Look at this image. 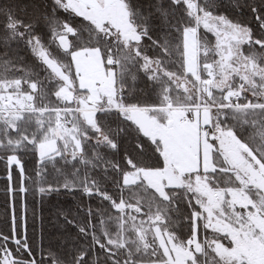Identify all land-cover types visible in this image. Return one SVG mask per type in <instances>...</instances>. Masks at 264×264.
Segmentation results:
<instances>
[{"label":"trees","instance_id":"1","mask_svg":"<svg viewBox=\"0 0 264 264\" xmlns=\"http://www.w3.org/2000/svg\"><path fill=\"white\" fill-rule=\"evenodd\" d=\"M121 1L141 35L138 53L155 58L161 52L153 41L167 39L171 56H165L164 68L171 76L187 79L194 86L195 78L186 71L184 34L196 31L199 49H207L211 54L216 44L212 35L197 27L186 0ZM197 7L245 30L247 41L240 43V52L252 66L264 68V0H197ZM65 27L75 29L68 37L70 50L66 52L56 40ZM32 39L67 69L71 53L81 50H98L104 63L111 58L123 109H131L133 105L135 109L197 106L196 97L180 82L174 84L168 75L161 74L159 80L151 82L138 73L140 78L134 82L126 69L131 66L130 61L139 68L142 59L117 41L103 37L56 0H0V82L20 79L23 91L35 96L33 112L18 114L23 115L17 124L19 131H3L8 125L0 123V264L7 257L11 264H113L110 253H115V259L121 262L129 258L135 264L156 262L157 258L152 254L149 257L140 247L130 228L132 222L114 211L104 194L119 202L120 173L115 164L119 162L125 168L126 153H131L140 167L164 169L158 145L128 120L124 111L97 108L95 120L99 132L112 140L118 139V153L107 141H99L97 132L84 129L88 137L81 139L79 152L61 145L53 156L41 158L39 144L46 132L44 123L50 122L46 118L49 116L52 121L57 116L54 110L61 108L57 107L60 105L54 95L58 82L35 56L28 44ZM209 58L199 57V71ZM33 81L40 87L39 92H31L29 85ZM237 81L236 78L224 91L235 94L233 104L227 105L221 98L216 105L209 101L211 105L202 106H224L214 113L215 122L221 129L230 130L264 166V91L262 85L254 86L244 79ZM40 109L49 113L40 116ZM119 128L124 132L117 137L113 130ZM141 141L145 145L142 153L136 148ZM10 157H15L18 165H9ZM168 194L170 202L159 201V210L146 208L147 215L140 220L159 215L164 220L162 229L185 244L194 233V216L201 211L185 189L168 188ZM124 197L128 199L129 193L125 192ZM121 219L127 220L123 226ZM196 226L199 242L216 239L200 219L196 220ZM121 243L126 248H120ZM101 244L103 248L99 247ZM82 255L84 258L80 259Z\"/></svg>","mask_w":264,"mask_h":264},{"label":"rangeland","instance_id":"2","mask_svg":"<svg viewBox=\"0 0 264 264\" xmlns=\"http://www.w3.org/2000/svg\"><path fill=\"white\" fill-rule=\"evenodd\" d=\"M59 3L63 9L87 21L103 37L117 41L144 62V57L137 51L141 35L131 23L129 12L121 0H114L104 11L85 7L77 0H59ZM186 6L193 14L197 27L212 35L216 44L215 51L211 54L207 49H199L196 31L186 32V71L195 78V87L187 79L179 80L169 76L174 84L180 82L188 93L196 97L197 106H168L158 109L159 111L148 109L150 112H124L128 119L136 120L146 136L158 145L165 161L164 169L150 171L147 175L156 183L168 185V188L185 189L201 213L195 214L194 233L185 244L174 234L162 229L164 220L159 215L151 216V219L147 216L143 223L140 219L137 221V227L141 228L142 238L148 247L145 248L141 243V237L137 236V240L142 250L150 253L146 255L151 257L152 254L153 258H157L156 262L148 264H264V166L230 130H223L217 125L213 118L214 113L224 106H202L211 105L209 101L216 105L221 98L227 105L233 104L235 94L224 91L236 78L237 82L244 79L248 84H258L259 87L262 85L264 91V68L252 66L242 56L240 43L247 41L245 30L233 27L223 17H213L202 9L199 10L197 0H186ZM72 34L73 31L65 27L63 33L57 37L62 51L66 52L63 50L62 41L69 44L68 37ZM28 44L35 56L57 80L56 92L63 87L67 88V92L62 95L72 94L70 103L55 97L60 105L57 107L61 108L58 109L59 117L56 116L51 121L48 116L46 119L50 122L47 125L40 119L41 124L46 126V132L43 133L39 144L41 158L53 156L61 145L65 149H79L81 139L88 137L84 129L97 132L96 138L103 141V133L96 131L87 122L84 118L85 112L81 109L82 102H86L94 94L98 101L95 114L97 107L120 104L116 88V70L112 68L114 61L109 58L104 63L98 50H81L71 53L70 68L67 69L65 64L51 58L46 52L48 58L54 60L57 66H63L61 73L68 78L65 81L56 76L36 54L39 42L32 39ZM41 50L45 49L41 46ZM201 55L210 58L199 71L198 61ZM30 90L33 92L31 88ZM109 95L112 96V103H109ZM153 110L156 112H151ZM7 111L10 112L11 109ZM28 111L31 110L16 108L17 115ZM39 112L40 116L49 113ZM63 117L72 121L69 127H61L58 124V120ZM2 121H11V116L0 112V123ZM230 151L239 158L238 164H234L229 158ZM8 162L9 165H18L15 157H10ZM199 184L210 191L213 201L198 190ZM197 219H200L207 229L212 221H217L225 225L227 230L216 232L209 229L216 239L201 243L196 234ZM128 220L131 221L129 217ZM11 263L9 257L3 262Z\"/></svg>","mask_w":264,"mask_h":264},{"label":"snow or ice","instance_id":"3","mask_svg":"<svg viewBox=\"0 0 264 264\" xmlns=\"http://www.w3.org/2000/svg\"><path fill=\"white\" fill-rule=\"evenodd\" d=\"M175 3L176 0H173ZM59 3V0H57ZM73 33H75V29H72ZM63 43V50H70L69 44ZM157 48L160 49L161 54L155 58L144 57V62L140 65L139 68L135 67V62L130 61V67L126 69V71L130 72L132 75V80L137 81L140 76L138 73H142L143 76L151 82H155L159 80L160 75H168L171 74L164 68L165 56L170 57L171 53L169 51V41L165 39L163 42L161 41H153ZM36 54L43 60V62L48 65L49 68L53 70L56 76L60 77V79L67 81V77L63 76L61 73V66H57L54 60H50L45 50H41V46L37 44ZM30 88L33 92H39L40 87L36 82H30ZM12 89H16L15 92L11 91ZM67 92V88H60L59 91L55 92L54 95L60 100H66L67 102L72 101V94L68 93V95L64 96L63 93ZM35 96L31 93H25L23 91L22 82L20 79L15 81L8 82H0V112H3L6 116H11V121H8L7 128L3 129V131H19L17 124L23 120V115L16 114V108L19 107L21 110L24 108H28L29 110L35 109L34 102ZM96 95L89 97L86 102L83 103V109L81 111L85 112V119L87 122L96 130L101 131L99 126L95 120V110H96ZM109 103H112V96L109 95ZM89 105H91V109H89ZM113 108L118 109L121 113L124 111L122 106L115 105L113 103ZM11 109V111H7ZM135 109V105L132 106L131 110ZM41 112L44 109H40ZM57 112V116L59 117V110H54ZM117 137H119L123 132V128L114 129ZM104 140L107 141L111 147V149L115 152H119V142L117 140H112L108 135L104 136ZM144 143L141 141L136 145V148L140 153L144 151ZM124 164L125 168H121L119 162L115 164L116 171L120 173L119 181L117 184V189L120 192V200L119 202L110 198L107 193L104 194V199L110 200V203L113 205V210L121 213L122 216H128L132 222L131 230L135 233L136 236L141 237V243L144 244L145 248L148 247L146 242L142 238L141 228L137 227V221L141 216L147 215L145 209H156L159 210V201H171V197L168 194V185L163 183L154 182L147 173L150 171H155L152 168H143L136 164L133 155L131 153H126L124 156ZM129 193V198L125 199L124 193ZM148 219H151V216H148ZM127 223V220L121 219L120 225L123 226ZM143 223V221H141ZM109 243H115L114 241H109ZM99 247L103 248L104 245H99ZM120 248H126L125 243L120 244ZM105 251L110 252L109 249H105ZM86 255V254H85ZM113 264H135L130 258L124 260L123 262L115 259V253H110ZM82 255L80 259H83Z\"/></svg>","mask_w":264,"mask_h":264},{"label":"water","instance_id":"4","mask_svg":"<svg viewBox=\"0 0 264 264\" xmlns=\"http://www.w3.org/2000/svg\"><path fill=\"white\" fill-rule=\"evenodd\" d=\"M80 1L93 8H97V3H92V1L90 2L89 0H80ZM113 1L114 0H104V8H107L109 4H111ZM228 156L234 164L239 163V158L234 152H231V151L228 152ZM197 188L199 191H202L211 201L214 200L212 194L205 186L199 184ZM209 229L212 231H216V232H224L227 230V227L220 222L214 221L213 223H210Z\"/></svg>","mask_w":264,"mask_h":264},{"label":"crops","instance_id":"5","mask_svg":"<svg viewBox=\"0 0 264 264\" xmlns=\"http://www.w3.org/2000/svg\"><path fill=\"white\" fill-rule=\"evenodd\" d=\"M196 33V32H195ZM186 34V33H185ZM185 34H184V39H185ZM197 40V39H196ZM118 106H121V104H118ZM97 108H107V110H111V109H114L113 108V106H105L104 105V107H97ZM97 110H99V109H97ZM116 110H118V109H116ZM154 110H156V111H159L158 109H154ZM153 110V111H154ZM32 111V110H31ZM124 111H127V112H130V113H135V112H142V111H148V112H150V110H148V109H134V110H129V109H124ZM155 111V112H156ZM40 113V112H39ZM132 115H135V114H132ZM128 119V118H127ZM128 120H130V119H128ZM132 123H134L137 127H138V129L146 136V134L144 133V131L142 130V127L138 124V122L136 121V120H130ZM147 137V136H146ZM148 138V137H147ZM149 139V138H148ZM150 140V139H149ZM151 141V140H150ZM152 142V141H151ZM153 143V142H152ZM75 151L76 152H79L80 151V148L79 149H77V148H75ZM39 155H40V147H39ZM40 157H41V155H40Z\"/></svg>","mask_w":264,"mask_h":264},{"label":"flooded vegetation","instance_id":"6","mask_svg":"<svg viewBox=\"0 0 264 264\" xmlns=\"http://www.w3.org/2000/svg\"><path fill=\"white\" fill-rule=\"evenodd\" d=\"M77 1L80 2L82 5H84L85 7H88L90 9L95 10V11H104L114 2L113 1L111 4H109V6L107 8H104V0H89L90 2L92 1V3H97V8H93L89 5L82 3L80 0H77ZM213 222L214 221H212L211 223H213Z\"/></svg>","mask_w":264,"mask_h":264},{"label":"built area","instance_id":"7","mask_svg":"<svg viewBox=\"0 0 264 264\" xmlns=\"http://www.w3.org/2000/svg\"><path fill=\"white\" fill-rule=\"evenodd\" d=\"M70 123H71L70 119L66 118V117L61 118V119L58 120V124L60 126H68V125H70Z\"/></svg>","mask_w":264,"mask_h":264}]
</instances>
